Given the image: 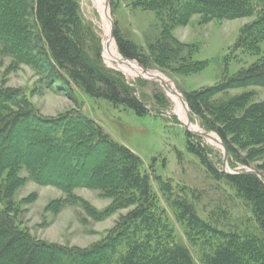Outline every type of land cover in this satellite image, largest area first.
Listing matches in <instances>:
<instances>
[{
	"label": "trees",
	"instance_id": "trees-1",
	"mask_svg": "<svg viewBox=\"0 0 264 264\" xmlns=\"http://www.w3.org/2000/svg\"><path fill=\"white\" fill-rule=\"evenodd\" d=\"M80 1L0 0V55L21 63L39 60L38 72L47 83L77 87L90 99L146 116L149 110L138 96L144 84L131 85L121 73L105 66L101 39L82 18ZM133 7L156 15L161 26L158 40L145 50L119 30L114 31V38L121 57L146 70L192 76L208 67V61L195 60L196 45L184 44L173 34L194 16L201 17L202 25L255 18L242 28L231 55L242 51L257 56L264 40V0H135ZM11 34L20 41L7 42L5 35ZM105 55L110 61L107 50ZM227 75L228 70L216 86L185 93V97L202 127L221 140L231 168L245 170L222 173L208 161L206 149L201 150L186 132L188 149L213 179L225 180L235 189L251 210L254 224L248 231L226 232L201 219L185 199L169 198L167 203L185 224L187 236L202 244L203 264H264V180L260 173H264V101L251 105L250 95H243L222 105L211 102L228 91L264 88V59ZM254 162L256 169L251 167ZM143 169L137 155L78 109L44 117L23 91L0 82L1 196L9 198L30 180L67 195L56 204L58 209L70 200L83 205L73 195L80 188L112 198L108 213L133 208L88 249L38 241L14 224L9 211L0 209V264H196L175 240ZM22 171L27 178L20 176Z\"/></svg>",
	"mask_w": 264,
	"mask_h": 264
},
{
	"label": "rangeland",
	"instance_id": "rangeland-1",
	"mask_svg": "<svg viewBox=\"0 0 264 264\" xmlns=\"http://www.w3.org/2000/svg\"><path fill=\"white\" fill-rule=\"evenodd\" d=\"M134 1L81 0L80 10L84 21L101 39L105 66L121 73L131 85L138 82L144 84L138 89V96L149 110L146 116L139 117L123 107L114 108L106 101L90 99L77 87L64 88L62 84L47 83V79L38 72L41 69L40 61L35 59H32L33 63H21L0 55V82L7 88L23 91L44 117H57L78 109L96 121L117 143L137 155L143 162L144 172L150 177L158 206L164 210L175 240L190 252L196 264H203L202 244L187 236L185 224L179 221L167 199L187 200L201 219L226 232L248 231L254 224V218L235 189L225 180L213 179L200 158L188 149L186 132L201 150L206 149L208 161L222 173L245 170L242 167L236 170L231 168L230 158L221 140L216 134L206 131L199 118L192 114L185 93L216 86L227 70V76L231 77L264 59V40L257 56L242 51L231 55L242 28L255 18L213 21L202 25L201 17L194 16L189 25L176 28L173 34L184 44L196 45L198 53L195 60L208 61V67L192 76L175 75L158 68L146 70L135 62L124 60L114 38V31L119 30L125 38L145 50L158 40L161 26L156 15L135 9ZM5 37L9 43L20 41V37L13 38L12 34ZM106 50L110 61L105 55ZM23 54L27 55L28 51ZM124 62L135 68L122 69L126 66ZM163 79L171 85L173 93ZM243 95H250L251 105L261 103L264 101V88L228 91L211 102L216 106L222 105ZM181 106L188 110V114ZM256 165L252 163V169H256ZM260 173L264 180V173ZM20 176L28 177L25 171ZM73 195L84 204L70 200L58 209L56 204L67 199L64 192L28 180L9 198L0 195V209L9 211L14 224L32 238L79 249H88L101 241L133 209L108 213L113 200L98 190L80 188Z\"/></svg>",
	"mask_w": 264,
	"mask_h": 264
},
{
	"label": "bare ground",
	"instance_id": "bare-ground-1",
	"mask_svg": "<svg viewBox=\"0 0 264 264\" xmlns=\"http://www.w3.org/2000/svg\"><path fill=\"white\" fill-rule=\"evenodd\" d=\"M104 16V15H103ZM105 17V16H104ZM110 60V59H109ZM132 68H135V67H127V66H123L122 67V69H132ZM166 83H167V85H168V87L171 89L172 87H171V85L165 80V79H163ZM171 92L173 93V88H172V90H171ZM174 98H176L175 96H174ZM176 100V99H175ZM184 110H185V112L188 114V110L184 107V106H181ZM199 133V132H198Z\"/></svg>",
	"mask_w": 264,
	"mask_h": 264
},
{
	"label": "water",
	"instance_id": "water-1",
	"mask_svg": "<svg viewBox=\"0 0 264 264\" xmlns=\"http://www.w3.org/2000/svg\"><path fill=\"white\" fill-rule=\"evenodd\" d=\"M127 63V62H124ZM199 136H208L207 134H199ZM249 173H252V171H249ZM254 173V172H253ZM232 174V173H231Z\"/></svg>",
	"mask_w": 264,
	"mask_h": 264
}]
</instances>
